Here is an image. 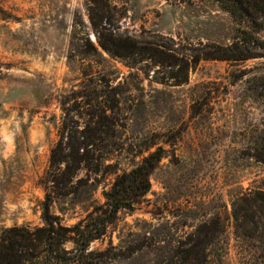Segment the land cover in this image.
<instances>
[{"label": "rangeland", "instance_id": "374dc122", "mask_svg": "<svg viewBox=\"0 0 264 264\" xmlns=\"http://www.w3.org/2000/svg\"><path fill=\"white\" fill-rule=\"evenodd\" d=\"M102 2L0 0V235L43 226L45 200L63 227L103 217L158 152L148 191L84 249L64 231L65 257L264 264L263 220L232 214L264 190V25L250 44L216 0ZM233 44L252 57L218 59Z\"/></svg>", "mask_w": 264, "mask_h": 264}, {"label": "trees", "instance_id": "16d2710c", "mask_svg": "<svg viewBox=\"0 0 264 264\" xmlns=\"http://www.w3.org/2000/svg\"><path fill=\"white\" fill-rule=\"evenodd\" d=\"M96 5L105 6L102 0H89ZM221 9L228 12L233 21L238 25L245 24L241 28L242 42L262 43L257 33L263 29L264 25V0H216ZM249 31V32H247ZM264 43V42H263ZM218 59L239 60L252 57L244 56L240 47L233 44L228 49L223 50ZM160 154L153 152L149 154L143 163L133 170V178L125 182H120L119 187L113 186L106 192V209L103 217L94 218L78 229V227H63L56 218L50 213L49 201L45 200L42 204L41 217L44 225L41 227L19 226L4 229L0 235V264H80V258L65 257L63 249L64 231H74L77 235L75 241L77 245L84 249L86 245L100 234L103 233L105 225L116 214L124 208L127 203L132 201V197L137 195L135 191L140 186V192L145 193L149 189L148 175L159 160ZM144 177V187L136 183L140 177ZM233 207V218L235 220L247 215V211H252L259 219L263 220L264 229V190H255L251 195L240 197ZM264 231V230H263ZM264 248V246H263Z\"/></svg>", "mask_w": 264, "mask_h": 264}]
</instances>
